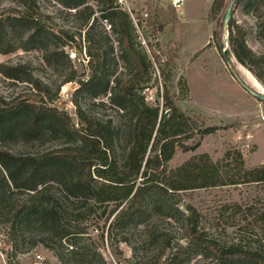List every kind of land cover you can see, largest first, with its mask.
<instances>
[{
    "label": "rangeland",
    "instance_id": "374dc122",
    "mask_svg": "<svg viewBox=\"0 0 264 264\" xmlns=\"http://www.w3.org/2000/svg\"><path fill=\"white\" fill-rule=\"evenodd\" d=\"M24 1L0 0V19L11 14L18 16L24 10ZM34 1L43 16L41 21L46 33L29 44L26 38H12L14 50L0 55V67L26 66L22 78L31 74L48 85L50 90L44 97L45 103L67 115L77 129L82 127L78 110L92 121L110 122L114 127L121 123L128 125L127 120L121 121L119 107L110 103L109 93L116 81L134 71V66L127 62L128 58L124 55L127 42H124L120 29L113 26H117V23H112V13L105 9L104 0H86V4L78 9L65 8L61 0ZM172 1L114 0L113 9L128 15L131 13L135 20H142L143 25L148 20L161 24L162 32L158 39L151 37L148 43L134 20L135 31L130 42L137 50H143L149 59V45L155 50L156 44L169 48L173 56L171 86L177 95L178 108L184 115L202 120L204 127L215 129L213 134L202 139L194 151L183 152L175 147L174 156L166 165L167 172L177 170L195 159L218 167L224 180L238 179L240 183L151 195L147 201L157 203L162 209L149 218L148 227L144 229L132 221L114 228L111 238L106 232L113 217L108 223L105 222L111 206L104 209L97 207L88 213L91 201H86L84 207L75 205L70 216L62 221V228L72 234L69 241L61 243L64 253L59 258L46 247L48 233L44 232V228L14 221L10 205L1 204L0 264H67L65 253L70 250L69 246L77 254L88 253L91 256L89 264H149L159 250L160 238L168 240L165 258L170 256L176 244L187 247L182 264H255L252 261L222 259L216 251L230 245H236L237 250L264 251V183L244 181L237 157L239 152L241 167L246 172L264 164V103L242 86L261 92L252 85L249 76L263 90L264 85L231 53L222 19L220 16L214 20L210 17L211 0H180V8L173 7ZM226 1L229 6L233 0ZM239 1L235 3L232 17L238 24L246 23L250 27L252 34L247 41L248 47L262 53L264 42L259 28L264 23V2L243 8ZM221 43L231 53V69L223 60L219 47ZM23 47L29 49H20ZM32 47L36 49H30ZM51 50L59 52L57 57L50 55ZM149 73L150 80L137 91L147 104L161 108L160 94L163 89L154 64ZM91 76H95L94 89L83 90L77 97L76 82L62 85L71 77L88 80ZM107 82L108 94L92 97ZM179 82L185 83L183 92L177 87ZM33 96L35 93L29 84L10 81L0 74V97L6 102L33 100ZM77 143L78 137L71 134L64 136L58 131L52 134L42 132L37 139L16 132L0 140V152L19 157H40ZM186 144H191V141ZM251 144L256 146L253 152ZM123 146L119 145V157ZM4 175L0 163V179ZM10 189L14 192L12 199L15 202H22L27 197L22 189ZM189 209H194L198 216L197 232L201 235L198 241H191L185 234V218ZM151 235H156L159 240L150 242ZM56 242L55 239L51 246L60 248ZM94 252H98L101 258L95 256ZM57 254L59 256L60 253ZM164 262L162 259L159 264Z\"/></svg>",
    "mask_w": 264,
    "mask_h": 264
},
{
    "label": "trees",
    "instance_id": "16d2710c",
    "mask_svg": "<svg viewBox=\"0 0 264 264\" xmlns=\"http://www.w3.org/2000/svg\"><path fill=\"white\" fill-rule=\"evenodd\" d=\"M61 1L67 9H78L86 4V0ZM261 2L264 0H240L239 4L241 3L243 8H251ZM103 3L105 9L112 13V23H117V26H113L120 29L124 42H127L124 48L127 62L134 66V71L116 81L111 88L112 92L109 93L110 103L119 107L122 112L121 121L127 120L128 125L121 123L114 127L110 122L92 121L78 110L82 127L77 129L67 115L57 112L45 103L44 97L50 90L48 85L33 78L31 74L22 78L26 66L0 67V74L5 79L29 84L35 93L33 100L11 103L0 97V140L7 139L16 132L31 139H37L38 135L45 131L51 134L58 131L64 136L71 134L78 137L79 143L76 145L47 152L40 157L27 158L0 152V163L5 171V175L0 179V205H10L14 221L25 226L33 223L44 228V232L48 233L46 247L58 258L64 253L61 243L64 240L69 241L72 234L62 228V221L70 216L75 205L81 204L84 207L86 201H91L88 213H92L97 207L104 209L111 206L105 219L108 223L113 217L106 232L108 238H111L114 228L123 227L132 221L136 226L142 225L144 229L148 227L149 218L162 209L157 203L151 204L147 201L151 195L161 196L168 192L171 194L240 183L238 179L224 180L218 167L195 159L177 170L167 172L166 165L172 160L175 147L183 152L194 151L202 139L213 134L215 129L204 127L202 120L188 117L178 108L177 95L171 86L173 56L169 48L156 44L155 50L149 45L152 60L149 59L143 50H137L130 42L135 31V19L131 13L129 18L126 12L113 11L114 0H104ZM22 5L24 10L18 16L11 14L0 19V55H7L14 50V37L26 38L29 44L46 33L41 21L43 16L39 13L35 1L25 0ZM227 8L226 0L211 2L210 17L214 20L220 16L222 28ZM135 21L143 39L148 43L151 37L158 39L162 26L156 20L145 21V25L142 20ZM226 31L230 51L235 59L264 85V52L256 53L248 47L247 41L252 34L250 27L246 23L238 24L231 16ZM259 35L264 42V23L259 28ZM51 51L53 52H50V55L57 57L59 52ZM166 52H169L167 58ZM153 64L163 89L160 94L161 108L147 104L138 92L141 86L150 80L149 70ZM70 82L78 84L75 97L83 90L92 91L96 84L95 76H91L88 80L71 77L62 85ZM108 85L109 82L104 88L93 93L92 97L108 94ZM177 87L180 91L186 89L185 83L181 82ZM74 103L78 105L76 100ZM122 132L124 134L120 139ZM188 141H191V144H186ZM121 144L124 149L119 157ZM253 151L254 148L251 152ZM237 157L240 161L239 172L243 173L244 181L264 183V164L246 172L241 167L242 158L239 152ZM11 187L24 190L27 197L22 202H15L12 199L14 192ZM188 211L189 214L185 218V234L191 241H198L201 237L197 232L198 216L194 209ZM104 213L103 211L102 214ZM103 235L102 233L101 236ZM55 239L60 248L51 246ZM160 239L156 235L150 236V242L159 240L161 244L149 264H159L162 259L165 260L164 264H182L187 247L178 243L170 256L165 258L166 249L169 247L168 240ZM69 249L65 253L67 264H89L91 261L88 253L77 254L72 246H69ZM216 252L220 258L229 261L264 264V251L260 249L243 251L237 250L236 245H230ZM57 253H60L59 256ZM94 254L101 258L98 252Z\"/></svg>",
    "mask_w": 264,
    "mask_h": 264
},
{
    "label": "water",
    "instance_id": "95a60500",
    "mask_svg": "<svg viewBox=\"0 0 264 264\" xmlns=\"http://www.w3.org/2000/svg\"><path fill=\"white\" fill-rule=\"evenodd\" d=\"M237 0H233L228 8L226 9V12H225V15H224V20H223V28H224V32H227L226 31V28L228 26V23L231 19V16H232V12H233V8L235 6V3H236ZM220 47V50L222 52V57H223V60L227 66V68L231 69L232 68V62H231V53L229 50L225 49V44L221 43L219 45ZM243 88L249 93L251 94L253 97H255L256 99L260 100L261 102H264V94L261 93V92H256L254 90H252L251 88L245 86V85H242Z\"/></svg>",
    "mask_w": 264,
    "mask_h": 264
},
{
    "label": "bare ground",
    "instance_id": "6f19581e",
    "mask_svg": "<svg viewBox=\"0 0 264 264\" xmlns=\"http://www.w3.org/2000/svg\"><path fill=\"white\" fill-rule=\"evenodd\" d=\"M249 80L251 81L252 85H253L256 89L260 90V91L264 94V90H263V89L260 87V85H259L255 80H253L250 76H249Z\"/></svg>",
    "mask_w": 264,
    "mask_h": 264
},
{
    "label": "built area",
    "instance_id": "2783aa9c",
    "mask_svg": "<svg viewBox=\"0 0 264 264\" xmlns=\"http://www.w3.org/2000/svg\"><path fill=\"white\" fill-rule=\"evenodd\" d=\"M172 6L175 7V8H180L181 7L180 0H173L172 1ZM37 259H39V257H37Z\"/></svg>",
    "mask_w": 264,
    "mask_h": 264
},
{
    "label": "crops",
    "instance_id": "0c3cea01",
    "mask_svg": "<svg viewBox=\"0 0 264 264\" xmlns=\"http://www.w3.org/2000/svg\"><path fill=\"white\" fill-rule=\"evenodd\" d=\"M250 144V143H249ZM252 145V147L254 148V151L256 150V146L255 145H253V144H251ZM259 166H261V165H259ZM258 166V167H259Z\"/></svg>",
    "mask_w": 264,
    "mask_h": 264
}]
</instances>
